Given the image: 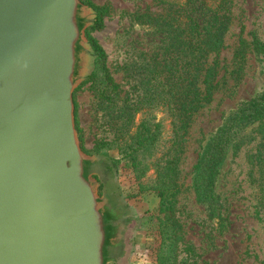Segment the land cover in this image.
I'll return each instance as SVG.
<instances>
[{"label":"rangeland","instance_id":"rangeland-1","mask_svg":"<svg viewBox=\"0 0 264 264\" xmlns=\"http://www.w3.org/2000/svg\"><path fill=\"white\" fill-rule=\"evenodd\" d=\"M83 1L106 7L102 27L90 33L106 53L105 67L116 89L110 92V103L98 98L93 86L111 87L101 71L97 83L77 89L76 128L82 149L100 155L105 164L101 182L105 184L100 183L99 192L110 193L130 220L123 263L156 260L159 197L154 187L159 168L175 154L179 191L174 214L182 242L193 245L198 263L264 264V209L258 168L249 158L259 146L264 120L248 126L241 147L230 148L225 155L213 187L218 214L197 199L193 186L195 165L210 135L239 102L264 89V54L253 47L255 39L264 43V0H232L211 98L183 125L176 120L174 107L179 88H173L162 65L174 54L176 40H184L186 0ZM241 40L243 52L236 54ZM182 51L183 44L178 54ZM196 84L203 89L200 79ZM143 125L154 133L147 147L134 140L137 133H145ZM132 150L134 158L126 154ZM111 158L117 164L108 169Z\"/></svg>","mask_w":264,"mask_h":264},{"label":"water","instance_id":"water-1","mask_svg":"<svg viewBox=\"0 0 264 264\" xmlns=\"http://www.w3.org/2000/svg\"><path fill=\"white\" fill-rule=\"evenodd\" d=\"M95 19L82 0H0V264H124L130 220L75 124Z\"/></svg>","mask_w":264,"mask_h":264},{"label":"trees","instance_id":"trees-1","mask_svg":"<svg viewBox=\"0 0 264 264\" xmlns=\"http://www.w3.org/2000/svg\"><path fill=\"white\" fill-rule=\"evenodd\" d=\"M206 1L186 0L182 4L185 7L184 17L186 20L181 33H185V37L184 40H181V38L176 40L174 44L175 55L171 54L169 62L162 65L163 68L166 67L167 74L172 78L173 88H179L175 92V100L178 106L175 105L174 107L177 109V111L175 110L176 120L182 122V125L201 104L207 103L211 98L212 88L216 84L213 81L217 71V57L223 47V37L230 22L232 0H214V6ZM83 2L91 6L96 12L93 25L85 31L95 57V67L76 90L84 83L91 82V85L97 83L98 72L101 71L106 84L111 83V87L105 85L96 89L93 86V90L101 101L110 103L112 98L110 92L116 89V84L112 81L105 67L106 53L90 33L92 30L102 27V17L106 7L87 1ZM181 44H183V51L178 54ZM244 45L245 41L241 40L236 54L243 52ZM253 47L258 53L264 54L263 42L255 39ZM210 56H213L211 61H209ZM169 77L166 76L170 81ZM198 79L204 85L202 90L196 84ZM263 120L264 89L255 97L239 102L205 143L195 165L193 186L197 199L206 203L211 212L218 214L217 196L213 187L226 153L230 148L239 149L244 142L242 133L246 128ZM143 126L145 133L139 132L134 137L139 147H147V144H152L154 141V133L150 132L147 126ZM260 133L259 146L256 148L255 153L249 155V158L253 166L258 168L257 181L261 193V204L264 209V127L260 129ZM126 154L134 158L133 150L132 153L127 152ZM110 160V164L107 165L108 169L117 164L116 159L111 158ZM176 161L177 157L173 154L171 158L167 159L166 164L161 169L159 168V183L154 187L159 197L157 217L159 244L156 249L154 264H199L197 259L199 254L193 245L189 242H182L181 224L174 214L176 196L179 191L175 177Z\"/></svg>","mask_w":264,"mask_h":264},{"label":"flooded vegetation","instance_id":"flooded-vegetation-1","mask_svg":"<svg viewBox=\"0 0 264 264\" xmlns=\"http://www.w3.org/2000/svg\"><path fill=\"white\" fill-rule=\"evenodd\" d=\"M103 184H105V183H104V182H103V183H101V186H102ZM101 186H100V187H101Z\"/></svg>","mask_w":264,"mask_h":264}]
</instances>
